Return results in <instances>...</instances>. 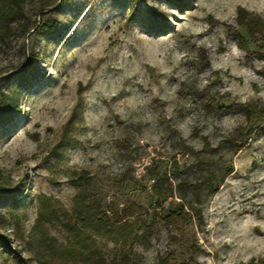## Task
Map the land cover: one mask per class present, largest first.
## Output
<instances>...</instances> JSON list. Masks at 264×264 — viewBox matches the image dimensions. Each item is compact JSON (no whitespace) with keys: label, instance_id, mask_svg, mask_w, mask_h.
<instances>
[{"label":"rangeland","instance_id":"rangeland-1","mask_svg":"<svg viewBox=\"0 0 264 264\" xmlns=\"http://www.w3.org/2000/svg\"><path fill=\"white\" fill-rule=\"evenodd\" d=\"M41 1L25 14L56 20L53 33L25 34L22 16L0 37V94L17 106L0 125V184L20 189L0 203V236L28 264H77L58 253L72 249L63 222L98 206L110 222L88 238L108 260L264 264V122L238 151L226 145L246 126L239 104L264 103V45L240 47L237 25L239 8L264 21V0H50L37 12ZM228 162L218 189H201L200 220L162 219L181 180ZM0 264H18L1 245Z\"/></svg>","mask_w":264,"mask_h":264},{"label":"trees","instance_id":"trees-1","mask_svg":"<svg viewBox=\"0 0 264 264\" xmlns=\"http://www.w3.org/2000/svg\"><path fill=\"white\" fill-rule=\"evenodd\" d=\"M32 0H0V37L5 35L8 31V22L11 18L17 17L21 18L25 16V21L21 23L22 30L26 34L29 33H44L50 34L53 33L56 27L59 25L56 20H43L36 21L35 16L29 17L25 14V5L27 2ZM50 0L41 1L38 4L37 12L46 10V3ZM68 0H60L58 5L65 3ZM55 5V3L53 4ZM53 9V8H52ZM36 12V13H37ZM237 15V25L242 30L238 32L239 36V45L242 48H245L247 51L252 49L249 47L262 46L264 45V21L257 15H250L244 9L239 8ZM34 15V14H33ZM258 46V47H259ZM252 52V51H251ZM207 63V62H206ZM205 94V93H204ZM203 95V94H202ZM203 100L206 102V105L209 109H220L212 98H207L209 96H204ZM239 107L242 109V112L245 117L246 126L237 127L227 136V147L232 149L234 152L238 151L249 139L253 130L257 128L264 122V103L259 102H246L239 104ZM17 106L12 104L8 98V95L4 92L0 94V125L3 123L9 122L15 115ZM221 110V109H220ZM205 148L209 151L214 150L215 148L211 147L208 142H204ZM189 151L193 149L188 147ZM233 167L231 162L224 163L218 169H208L201 177L196 178L195 181L181 180L177 184V188L181 191L179 198L181 203L176 205L167 206L162 212V219L166 223H175L177 219H181L184 214L192 212L198 220L201 219V200L200 196L201 189L206 190L205 195H211L215 192L225 176L232 171ZM87 174L85 172H80L78 178H86ZM78 183V180L77 182ZM163 187V188H162ZM154 192L159 196L166 197L169 193H172L171 185L164 186L161 182L157 180L154 181L152 185ZM18 186L6 187L0 184V203L3 201H11V206L17 203L16 193L19 192ZM187 205L188 211L184 210V206ZM81 210L77 214V218L72 222H63V227L67 235L71 238H66L71 248H66L63 251L58 253H76L79 256L80 262L77 264H139V261L136 257L130 252H123L118 257L111 260L106 259L103 256L95 254L91 249V241L88 238L87 230L89 228L95 227V225H100L101 223L109 224L110 220L105 215L104 212H101L98 206H94L95 217L89 216V212ZM44 211L39 209L38 216L42 217ZM49 218L59 219L58 216L50 211ZM95 220V223H93ZM116 222L119 221L117 218ZM143 228L148 231L151 227V224H143ZM45 246L49 248L50 252H54L53 245L48 241L44 242ZM0 245L3 248L13 254V257L17 260L18 264H28L26 258L21 256L20 251L17 248L9 246V239L5 236H0ZM73 251V252H72ZM250 264H253L250 263Z\"/></svg>","mask_w":264,"mask_h":264}]
</instances>
